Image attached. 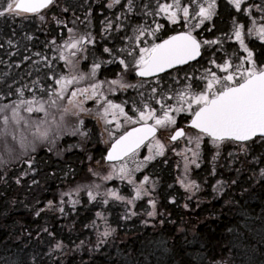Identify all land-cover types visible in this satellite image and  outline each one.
Returning a JSON list of instances; mask_svg holds the SVG:
<instances>
[{
  "label": "trees",
  "instance_id": "1",
  "mask_svg": "<svg viewBox=\"0 0 264 264\" xmlns=\"http://www.w3.org/2000/svg\"><path fill=\"white\" fill-rule=\"evenodd\" d=\"M64 1L54 2L49 9L51 19L45 16L41 20L43 14L15 16L17 23L0 27V76L9 77L11 88L26 82L33 86L32 81L38 80L42 65L54 58L58 28L71 29L66 20L70 13L98 17L100 2ZM29 17L36 21L28 24ZM97 34L102 39L103 33ZM5 39L15 44L11 53L3 49ZM34 52L37 57L53 54L36 60L30 57ZM113 67L103 72L109 77V88V82L117 78ZM33 70L40 75L33 78ZM5 85L0 82V87ZM77 120L72 118V122ZM93 126L96 132L98 128ZM73 130L79 131L77 126H63L49 141L35 139L32 126L22 135L17 131V140H10V135L0 137V264H264V142L249 143L242 149L225 147L219 156L211 148L200 168L190 166L189 172L197 178L201 172H218L217 176L222 173L227 177V183L219 199L215 195L210 201H197L188 210L168 204L169 193L183 187L177 184L173 159L168 165L161 161L152 164L148 188L161 211L149 217L145 203H127L134 191L124 202L105 196L108 181L94 175L105 169L101 159L104 148L85 136L75 143ZM22 138L24 148L20 146ZM100 184L103 196L90 200L88 189L95 191ZM69 192L72 195L64 196L61 204L62 194ZM204 198H211V192ZM105 199L111 204H105ZM71 200L77 203L73 205ZM48 201L53 202L52 207ZM106 225L114 231L104 238L100 233ZM58 242H62L59 249L55 247Z\"/></svg>",
  "mask_w": 264,
  "mask_h": 264
},
{
  "label": "snow or ice",
  "instance_id": "2",
  "mask_svg": "<svg viewBox=\"0 0 264 264\" xmlns=\"http://www.w3.org/2000/svg\"><path fill=\"white\" fill-rule=\"evenodd\" d=\"M52 3L53 0H3V3H0V16L39 14L42 9L47 8ZM118 3L119 0H111L108 7L111 8ZM230 3L237 11H241L245 0H230ZM128 7L131 11L132 0H128ZM252 7H257L258 10L264 12V8L260 6H249L247 9L249 15ZM158 8L159 12L165 13L173 23L180 18L179 14L182 11L185 21L190 18L198 19L199 22L193 26V28H198L205 20H211L216 14V0H207L206 4H199L195 17L190 16V6H183L180 0H173L171 4H159ZM40 19L43 20L44 17L41 15ZM261 20L264 21V16H261ZM252 25V27L248 28L247 35L251 36L255 33L258 39L264 41V23H260L257 26V22L253 20ZM110 27L111 24L109 23L108 28ZM160 27L161 25H157L156 29L150 33L153 41L157 39L155 32ZM105 30L107 31V28ZM244 30V24L234 23V37L239 41L240 47L248 53L245 60L250 62V66H245L243 62L233 66L230 60L225 61L222 65H216L217 68L222 69L227 74L221 77L217 76L215 72L208 71V75L202 77V79L206 80V85L199 92H194L191 84L186 86L185 91L178 94L180 107H168L165 109L163 104H161L162 114L158 115L155 108L144 104V109L146 110L137 109L138 115L134 120L132 116L125 112L121 104H116L103 95L101 91L103 82L90 83L88 87L84 88L77 86L85 79H94L96 77L100 64L95 63L88 74L61 75L59 78H54V86H50L48 89H41L44 95L39 97L33 95L30 99H26L24 98V89H18L17 95L19 98L16 101L0 105V119L3 121V128H0V137L7 138L10 134V126L20 125L23 122L25 125L34 127L35 139L49 141L50 138L63 131V121L69 114L79 116L83 112L91 113V109H86L84 103L86 100L95 98L97 102L103 101L101 105L102 111L98 110L97 116L103 119L105 124H111L115 120L116 128L119 129L121 124L117 116H123L126 122L140 125L139 127H133L130 131H125L118 138H115L111 148L108 150L106 157L108 161H125L118 169L115 164L112 165L113 172L118 174L122 180L127 179L129 183L135 184L133 170L127 167L126 161L135 158L139 148L145 141H149L147 145L149 155L145 157V161L164 155L166 146L157 138V132L159 130H170V141L175 142L180 138H185L189 145H195V149L188 147L182 153L177 154L184 156L185 178H181L179 182L185 189H198L199 185L195 180L188 179L187 174L191 165L199 167L197 161L200 158V147L205 136L210 138L211 143L217 148L225 141L243 144L244 142L258 139L264 142V67H258L256 61L252 58L253 53L245 43ZM71 31L72 29H69V32ZM134 32L136 35L128 38L130 41H134V46L130 49H121V51H127V55L133 58L134 70L140 77L163 73L177 65L187 64L201 55V41L193 34V30L176 32V34L168 36L167 39L160 40L159 43L152 42L148 44L147 41H144L145 46L139 47L138 50L135 45L141 43V37H144L148 30L143 26H139L134 29ZM228 38L231 39V37ZM85 41L88 43L92 42L88 36H81L79 39H70L65 42L64 47L71 49L70 56L75 57L77 51L82 50ZM204 43H219V41H204ZM104 51L110 52L111 50L105 48ZM59 58L64 60L66 65L72 64L74 68L76 67L72 60L65 56L63 52H61ZM211 62L215 63V60ZM120 63L124 65L125 69H128L129 65L123 59L120 60ZM109 84L110 90L114 86L121 88L135 87V85L126 84L122 78L110 81ZM155 91L156 89H153V92ZM80 97H83V99H80ZM65 100H67L66 105H64ZM52 110L60 111L59 122ZM182 111L191 113L190 126L197 130L194 136L186 133L182 127H175L177 121L172 113ZM9 112L10 115L7 114ZM23 113H27L28 116ZM33 114L43 115L33 119ZM109 115H111L112 120L108 119ZM49 117H51V120H49ZM149 121H152V123H149ZM80 124H83L82 120ZM75 131L73 130V134H75ZM110 135L115 136L114 133H110ZM12 138L16 139L14 133ZM20 146L22 148L25 147L23 138L20 140ZM32 150L35 151V141L33 142ZM187 153H191V157ZM140 166L138 164L136 170H139ZM261 174L264 175V170L261 171ZM111 178V174L104 177L105 180ZM148 181L149 177L145 176L143 181L135 187V196L131 200H127L126 197L121 196L116 190H108L105 196L118 201L127 200V203L132 204L135 200L148 194V190L145 187ZM17 183H19V179H17ZM96 187L99 188V185H96ZM74 191L78 194L79 188ZM71 195V192L63 193L61 204L64 202V196ZM87 195L90 200H96L99 193H94L89 188ZM70 203L75 205L77 201L71 200ZM104 203L107 204L108 199H105ZM149 204L152 205L153 210L148 212L147 215L153 217L156 215V202L150 199ZM52 206L53 202L48 201V207ZM59 211L63 213L64 209L61 207ZM36 214L39 215L40 212ZM132 214L135 215V213ZM97 216H101V213H97ZM112 231L114 230L106 225L105 230L100 235L106 238ZM55 247L57 249L61 248L62 242H58Z\"/></svg>",
  "mask_w": 264,
  "mask_h": 264
},
{
  "label": "flooded vegetation",
  "instance_id": "3",
  "mask_svg": "<svg viewBox=\"0 0 264 264\" xmlns=\"http://www.w3.org/2000/svg\"><path fill=\"white\" fill-rule=\"evenodd\" d=\"M55 1L56 0H53V3L49 5L46 9L42 10L39 14H43L49 11V9L52 7ZM119 1L121 3V6H124L126 10L128 7V0H119ZM143 1L144 2H142L141 4L139 0H132V10L131 11L127 10L126 14H123L122 10H116L119 9V7L114 6L112 9L108 8V1L102 2L101 3L102 7L96 10L98 16H103L104 14H106L107 18L110 17L116 18L117 15L121 14L123 15L122 21L120 24L117 23L112 25L110 27V30H108L107 32H105V34H103L102 36L103 40L100 39L98 35L92 33L89 34L88 37L92 40V42L88 43L87 41H85L83 43L82 50L77 51L75 57L70 56V52L72 50L64 47L65 42L69 41L70 39H79L81 36L84 35L72 34L67 30L59 27L58 42L57 45H55L54 58L47 61L49 62L47 65L46 64L42 65V71H40V73L43 72L42 75L43 74L45 75L40 76L38 80L32 81L33 86H30L26 82L25 84L20 83L19 85L17 84L15 88H11L9 77L4 79V77L0 76V82H5L6 84L5 88L0 87V98L4 101V104H8L13 101H16L19 98L17 95L18 89L23 88L24 98L30 99L33 95H36L37 97H39L40 95H44L41 89H48L50 86H54V78H59L61 75H80V74L90 73L89 69L93 65H91L92 60L90 58V55L88 56L89 48L98 47V46L108 47L111 44L108 36L114 33L115 37H119V39L123 42L122 49H130L132 46H134V41H130L128 38L136 35L134 29L138 28L139 26H143L144 28H146L148 30V33H146L144 37H141V43L139 45H135L137 47V50L139 47L145 46L144 41H147L148 44H151L152 42L159 43L160 40L167 39L168 36L174 35L176 34V32L193 30V34L196 35L197 39L201 41L202 55L198 60L194 62L188 63L183 66L175 67L162 74L147 78L140 77L136 74L133 67L134 60H131L132 57L127 55L129 61L131 60L129 64V67H131V76L136 77L137 82L145 84V86L142 88L145 89V91L142 92L141 88L136 90L137 93H135V97L132 98L130 104H128L127 102L128 104V105L126 104L127 108L124 109L129 116L133 117L134 120L138 115L137 109L146 110L144 109V104H148L150 107L155 108L158 115L162 114L161 104H163V107L165 109H167L168 107H172V108L180 107L178 94L185 91L186 86L191 84L192 90L194 92H199L203 90L206 85V80L202 79V77L207 76L208 71L215 72L217 76H221V77L227 74L222 69L217 68L216 65L218 64L222 65L225 63V61L230 60L233 66L240 64L242 62L245 64V66H250V62L245 60L248 53L245 52L244 49L240 47L239 41H237L234 37V23L240 24L239 22L241 21V18L242 19L244 17L247 18L248 17L247 10H244V12L237 11L234 8V6L230 3V0H216V14L212 17V19L205 20L204 23L201 24L200 27L198 28H193V26L199 22L198 19L190 18L189 20L185 21L183 19L182 11L179 14L180 18L175 23L170 21L165 13L159 12V8H158L159 4H164V3L171 4L173 3V0H143ZM246 1L247 0H245V2ZM180 3L183 6H190V16L195 17V13L198 11V5L202 3L206 4L207 0H180ZM91 6H93V3ZM224 9L226 10V12ZM90 10L88 12H90ZM229 10H231V13ZM91 13L93 14V11ZM225 13H229L230 16L228 19H230L229 22L232 28V32L229 33V37H231V39H227L226 42H220L216 46L215 45L209 46L208 44L203 43V39H202L203 36L206 33L212 31L214 27L217 28V25L219 23L218 19H222L221 17L224 18L227 17ZM26 15H37V14H26ZM125 19H127V21H125ZM157 25H161V27L155 32V36L157 39L153 41L152 35H150V33H152L154 29H156ZM245 43L247 44L249 50L253 53L252 58L256 61V65L258 67H264V41H261L260 39H257L255 37L249 38L247 35V31H245ZM230 44L235 45V47L231 48V46H229ZM118 51H120V49ZM61 52H63L65 56H68L69 59L72 60L73 64L76 65L75 68L72 66V64L66 65L65 61L59 58ZM109 57L111 56L109 55ZM122 58L127 63V59L124 58L123 56ZM213 60H215V63L211 62ZM109 64L119 65L120 70H124L125 68L124 65L121 64L120 61L118 60H114L112 61V63ZM110 66H108V64L107 65L101 64L99 69H97L98 72H100L101 70L100 78L102 80L97 78H94L95 80L85 79L81 81L77 86L84 88V87H88L90 83H96V82L104 83L106 81L105 79H107V76L103 75L104 69ZM106 87L108 88L107 85ZM102 88H103V84L101 90ZM153 89H156V91L153 92ZM114 93H118V92L114 91L113 94ZM103 95L106 96L105 93H103ZM80 99H83V97H80ZM101 101L97 102L95 98L86 100L84 103V107L86 109H91V113L88 115V112H83L80 113L79 116L69 114L63 121V126H81V129L85 131L84 132L85 138L89 137L90 140L93 141L97 140L96 141L97 144L98 145L101 144L103 146L104 152H103V157H101V159L103 160L102 161L103 167L105 169L104 171L101 172L96 171L94 173H96L95 176H100V178H103V180L105 176L111 174L112 178L107 180L109 183L108 185L109 190L115 189L120 195L122 194L121 196L127 198L131 193H133V191L135 192V187L139 185L141 181H143L144 177L148 176L149 181L145 184V187L148 190V194L143 195L140 199L135 200L137 201L136 205L140 206L141 204L145 203L150 207V211H152L153 208L152 205L149 204V200L150 199L152 200L154 197V201L156 202L155 212L157 213V211H161V209H159L158 207L157 198L153 195L152 192H150L148 188V184L149 182H151V178L148 173L150 166L158 161H161L165 165L171 164L173 153L175 154L182 153L183 150L188 147L195 149V145L194 144L189 145L185 138H180L178 141L172 142L169 140V136L171 134L170 130H159L157 132V138L160 139L166 146L164 155L156 156L152 160L145 161V157L149 155V150L147 146L149 141H146L139 148L135 158H131L126 161L127 167L133 170V178L135 180V184L129 183L127 179L122 180L118 174L113 172L112 165L115 164L116 168L118 169L122 163H125V161L122 160L111 161V162L107 161L106 154L109 147L114 142L115 138H118L120 135H122L125 131H128L130 128L140 125L138 123L133 124L126 122L123 116H117V119L120 121L121 127L118 130L112 129V131H110L109 129L110 126H108V124H105L104 120L100 119L97 116V111L98 110L102 111V107L101 106L98 107ZM66 104H67V100L64 101V105ZM134 104H135V108L133 109L132 105ZM54 112L56 119L59 122L60 111L54 110ZM132 113L134 116L132 115ZM7 114L10 115V112ZM23 114L25 116H28L27 113H23ZM172 114L175 115L177 121L175 127L184 128L185 132L188 133L189 135L194 136L196 134L197 130L193 129L190 126V121H191L190 112L182 111L179 113L173 112ZM42 115L43 114H33V118H38L39 116ZM73 117L75 119L76 118L78 119L77 122L74 121L72 122ZM108 119L112 120L111 115L108 116ZM49 120H51V117H49ZM81 120L83 121L82 125L80 124ZM149 123H152V121H149ZM93 125H96L98 128L96 132H94L95 129ZM109 125H116V121L113 120L112 123ZM27 126H31V125H25L23 122H21L20 125L10 126L9 128L10 140L13 139L12 138L13 133L16 137L17 131L19 132L17 134L21 133L22 135L23 130L26 131ZM114 127L115 126H113V128ZM110 133H114L115 136L114 137L111 136ZM17 139L18 138L16 137V140ZM14 140L15 139H13V141ZM257 141L260 140L256 139L254 141L244 142L243 144L238 142L225 141L217 149V147L211 143L210 138L205 136L203 138V143L201 144L200 147V158L197 161L199 163L198 168H200L205 162L204 158L207 155V152L211 148L215 149L214 155L219 156L218 154H220L221 151L228 145L239 147ZM187 155L191 157V153H187ZM182 159H184V156L180 155V160ZM138 164L141 166L139 167V170H136ZM217 173L218 172H213L212 174L201 172L202 176L200 178H197L194 172L193 173L189 172L187 176L188 179L195 180L196 183L199 185L198 189H185L184 187H180L178 188L179 189L178 191L169 193L168 204L170 206H175L178 209L180 207L182 210H188L191 209L190 206H192V204L194 205V203H196L197 201H202V200L203 202L210 201L212 200V198H214L215 195L217 196L216 199H219L220 195H222L225 192L227 177L222 175V173H219V175L217 176ZM150 184L152 185V183ZM93 192L99 193L95 201L101 198L103 196V190L101 188V184L99 188H97ZM125 192L127 195L124 194ZM206 192H211V198L209 199L204 198V194H206ZM109 203L110 202L108 201L107 204ZM185 205H187V207H185ZM175 221H176L175 219L168 220V222H175Z\"/></svg>",
  "mask_w": 264,
  "mask_h": 264
},
{
  "label": "rangeland",
  "instance_id": "4",
  "mask_svg": "<svg viewBox=\"0 0 264 264\" xmlns=\"http://www.w3.org/2000/svg\"><path fill=\"white\" fill-rule=\"evenodd\" d=\"M63 1L64 0H56V2H58V3H62ZM94 1L100 2V4L102 2H105V1L106 2L108 1V4L111 2V0H94ZM139 1L141 2V4H142V2H144L143 0H139ZM0 3H3V0H0ZM114 6L119 7V9H116V10H122L123 14H126L127 10H129V7H127V9L125 10L124 6H121L120 1H119L118 4H114ZM249 6H260L261 8H264V0H247L244 3V5L242 6V10L241 11L244 12V10H247L249 8ZM101 7H102V4H101ZM113 7H111V9ZM229 11L231 13V10H229ZM37 15L39 16V14H37ZM225 15L227 16L226 18L221 17L222 19H218L219 23L217 25V28L214 27L212 31H210L209 33H206L203 36V38H202L203 39V43H204V41H219V43H220V42H226L227 39H229L228 38L229 37V33L232 32V28H231V24L229 22L230 19H228L230 17L229 13H225ZM24 16H26V15H24ZM42 16L43 17L48 16L51 19L52 18L51 16H53V14H51L50 11H47V12L43 13ZM117 16H116V18H114V17L107 18V15L104 14L103 16H98V17H92L91 16V18H88V17L85 16V17L82 18L78 14L70 13V17L66 18V20L68 19L69 22H67V24L69 25V28L72 29V31L70 33H72V34H81V35H84V36H88L91 33L95 34V35H98L97 33L105 34V32L110 30V28H108V24L109 23L111 24V26L114 25V24H117V23L120 24L121 21H122L123 15L120 14V15H117ZM261 16H264V12L258 10L257 7H252L251 14L249 15V13H248V17L247 18H245V17L243 19L241 18V21L239 23L240 24H244L245 25V31H247L248 28L253 26L252 25V21L253 20H255L257 22V26L260 23H264V21L261 20ZM7 17L8 18H6V15L5 16H0V23L2 24V25L0 24L1 29L7 27V25H6L7 23H10V22H12V23L16 22L17 23L18 22L16 20L17 16L15 17L13 15H8ZM21 17H23V16H21ZM28 20L30 21V22H28V24L29 23L33 24L36 21L35 18H31V17H29ZM125 21H127V19H125ZM236 23H238V22H236ZM72 27H78L79 29L82 30L81 33L78 32L77 28L74 29ZM28 28H30V27H28ZM106 28H107V31L105 30ZM47 31L50 32V30H47ZM67 31L69 32V30H67ZM103 34H102V36H103ZM102 36H100V37L102 38ZM108 37H109V41L111 42V44L108 47L107 46H98V47H91V48L88 49V56L90 55V58L92 60V64L91 65H93L95 63H98L100 65L101 64L102 65H107L108 64V66H110L112 64H109V63H112V61H114V60L120 61L121 59H123L122 56L127 59V64L129 65L130 61L133 60V58H131V60L129 61V58L127 56V52L126 51H123V52L121 51V49L123 48V42L119 39V37H115L114 33L109 35ZM248 37L249 38H254V37L257 38L255 33H253L251 36L248 35ZM102 40H103V38H102ZM205 44H208L209 46H212V45L216 46L218 43H205ZM14 45H15L14 43H9V40L5 39L3 49L7 48L9 50L8 53H11L12 50H13L12 48L15 47ZM229 46H231V48L235 47V45H231V44ZM105 48H108L111 51L110 52H105L104 51ZM119 49H120V51H118ZM29 53H30V51L29 52L27 51V54H29ZM48 54H50V56H48V57H45V55H41V56L37 57L38 52H34V54L30 55V57H34L35 56V57L38 58L36 60L43 59V58H51L53 53H48ZM109 55L111 57H109ZM29 60L31 61L33 59L31 58ZM31 64H33V63H31ZM35 66H38V65L36 64ZM110 67H113V70L115 71V75H116L115 77H117L114 80H118V79L122 78L123 81L126 84L135 85V87H127V88H121V87L117 86L116 90H113V88H112V90H110L109 87L108 88L106 87V85L108 86V79H109L108 76H107V79H105L106 81L103 83V88H102L101 91L106 94L105 97H107V99H109V100H112L116 104H121L123 106V108L125 109V108H127L126 107L127 102H128V104H130L132 98L135 97V93H137L136 90L141 88L142 92L145 91V89H142L145 86V84L137 82L136 81L137 78L131 76V67H128V69L124 68V70H120V66L119 65H112ZM91 69H92V67H90V69H89L90 72H91ZM100 69H102V68H100ZM100 72H101V70H100ZM100 72L97 71L95 78L101 79L100 78ZM110 73H112V72L110 71ZM33 74H34L33 78H36V76H38L39 72L33 70ZM44 75L45 74H43V75L41 74V76H44ZM110 78H112V77H110ZM114 91L118 92V93H114V94H117V95L113 94ZM101 103H102V101H101ZM101 103L98 105V107L102 105ZM132 107L134 109L135 108V104L132 105ZM89 114L90 113L88 112V115ZM132 115H133V113H132ZM108 126H110V128H109L110 131H112V129L118 130L116 128V125H109L108 124ZM113 126H115V127L113 128ZM88 128H89V126H88ZM77 129H79V131H75V134H73V132H72V134H71V135L75 136V139H76V141L74 140L75 143L80 142V140L82 138H84V132H85L84 130L81 129V126H77ZM73 136H72V138H73ZM226 148H228L229 150L232 149L230 145L226 146ZM239 148L242 149L243 147L241 146ZM210 151L211 152L215 151V149L213 148ZM179 158H180V155H177V154L173 153L172 159H173V164L175 165V167L173 166V168H174L175 171H177V174H175V176L178 177L177 178V184H178V186H182L179 181H180L181 178H185L184 159L178 160ZM191 166H195V165H191ZM175 176H174V178H175ZM105 192H107V191H105ZM152 200H154V199H152ZM145 208H146V211L150 212V207L148 205H146V207H144V209Z\"/></svg>",
  "mask_w": 264,
  "mask_h": 264
},
{
  "label": "water",
  "instance_id": "5",
  "mask_svg": "<svg viewBox=\"0 0 264 264\" xmlns=\"http://www.w3.org/2000/svg\"><path fill=\"white\" fill-rule=\"evenodd\" d=\"M46 9V8H45ZM42 10H44V9H42ZM41 10V11H42ZM201 55H202V49H201ZM201 55L200 56H198L195 60H192V61H189L188 63H191V62H194V61H196V60H198L200 57H201ZM187 63V64H188ZM184 65H186V64H184ZM179 66H183V65H177V66H175V67H179ZM174 67V68H175ZM173 69V68H172ZM169 70H171V69H167L165 72H167V71H169ZM164 73V72H163ZM159 74H162V73H159ZM159 74H156V75H159ZM156 75H154V76H156ZM149 77H153V76H149ZM145 78H147V77H145ZM136 127H139V126H136ZM133 128V127H132ZM132 128H130L128 131H130ZM146 142V141H145ZM144 142V143H145ZM111 148V146L109 147V149ZM108 149V150H109ZM107 154H108V151H107ZM107 154H106V157H107ZM106 160H107V158H106ZM108 161V160H107Z\"/></svg>",
  "mask_w": 264,
  "mask_h": 264
}]
</instances>
